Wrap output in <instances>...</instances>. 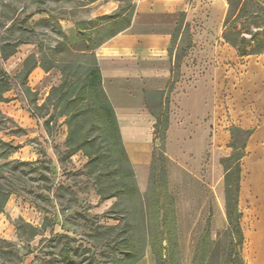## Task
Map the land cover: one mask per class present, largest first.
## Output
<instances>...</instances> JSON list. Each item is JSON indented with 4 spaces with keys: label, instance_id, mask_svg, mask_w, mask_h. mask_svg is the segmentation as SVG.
Returning a JSON list of instances; mask_svg holds the SVG:
<instances>
[{
    "label": "rangeland",
    "instance_id": "rangeland-1",
    "mask_svg": "<svg viewBox=\"0 0 264 264\" xmlns=\"http://www.w3.org/2000/svg\"><path fill=\"white\" fill-rule=\"evenodd\" d=\"M260 2L252 3L249 10L264 19V0ZM224 7L227 15V0H198L195 17L189 19L197 20L196 24L188 21L184 26L183 22L174 32V79L182 75L184 62L199 66L202 76L207 69L217 76L215 114L198 124L195 145L182 152L180 131L175 129L169 140L166 131V160L157 157L154 165L157 193L164 196L161 184L166 182L174 196L183 264H193L197 240L210 214L213 236L226 225L221 158L233 150V126L253 129L240 161L239 207L245 236L243 256L247 264H264V112L252 93L250 73L251 61L264 62V51L239 56L232 44L221 40L219 29L223 27L214 20H222ZM132 10L133 3L126 0H0V45L20 42L12 55L0 60L2 67L15 76L30 54L38 62L27 84L7 91V100L0 102V163L7 162L9 170L1 180L13 190L0 213V264H113L115 234L121 232L130 213L147 229L158 212L151 165L148 172H140V179L135 170L140 194L126 212L125 201L115 205L116 197L103 199L98 193L83 151H72L66 145L64 117L46 124L54 111L44 103L52 86L60 83L61 72L56 67L45 70L44 64L92 61L95 46L121 28ZM252 21L249 15L244 23L248 37L262 29ZM193 26L198 28L194 33ZM197 33L200 37L194 42ZM44 54L48 58L43 60ZM258 90L264 95V87ZM165 109L166 105L158 108L160 112ZM159 146L160 137L157 154ZM99 167L105 173L113 170L108 162ZM114 224H118L116 233L108 237ZM135 264H155L150 246Z\"/></svg>",
    "mask_w": 264,
    "mask_h": 264
},
{
    "label": "trees",
    "instance_id": "trees-1",
    "mask_svg": "<svg viewBox=\"0 0 264 264\" xmlns=\"http://www.w3.org/2000/svg\"><path fill=\"white\" fill-rule=\"evenodd\" d=\"M227 1L229 11L224 21L223 38L232 44L241 56L264 51V19L259 17L258 12L254 14V11L249 10L252 3L261 5V0ZM133 11L134 5L125 24L130 22ZM122 15L123 13L113 18L114 21L121 19ZM249 15L256 27H262L261 30L251 32V37L244 34L249 33L245 30L244 24ZM241 20L245 21L238 29L236 24ZM19 43L0 45V60L12 55ZM94 49L93 60L90 62L70 59L54 60L49 61V65L44 64L45 70L56 67L61 72L60 83L52 86L44 103V107L54 111L46 124L48 126L52 120L64 117V122L68 127L66 145L72 151H83L88 157L87 166L90 167L89 171L96 180L97 190L101 197L103 199L116 197L115 205L125 201L127 212L130 207L129 203L137 199L140 191L134 165L127 152L114 106L103 87L102 73ZM47 58L48 56L44 54L43 60ZM37 63L35 55L30 54L20 72L12 76L0 62V102L7 100L5 96L7 91L12 88L18 90L21 84H27L28 77ZM168 115L167 106L162 112L158 110L156 113L155 138L160 137L161 146L158 148V154L156 148L154 149L151 163L153 202L158 205L159 210L150 218V226L147 229L141 227L135 213H130L131 216L126 219V224L120 233L115 234L118 224L110 226L108 237L115 234L114 240L117 241L112 258L113 264H135L143 257L147 246H150L155 264H183L177 246L174 196L168 192L166 182L161 184L162 187L164 186V196L157 193L155 188L157 180L154 170L155 161L157 157L166 160L164 142L169 124ZM252 133L253 129H244L239 126H233L231 129L233 150L229 155L221 158L225 171L226 225L213 236L210 214L197 240L193 264H247L243 256L245 236L241 224L242 212L239 207L240 161L245 155L247 141ZM240 135L243 136L242 140L239 139ZM3 145L10 144L3 142ZM104 162H108L113 167L110 173L99 170V165ZM6 166L7 162L0 163V213L13 192L10 184L1 180L2 177L7 178L4 176V172L9 171ZM109 179L110 182H107ZM161 209H163L162 212H160Z\"/></svg>",
    "mask_w": 264,
    "mask_h": 264
},
{
    "label": "crops",
    "instance_id": "crops-1",
    "mask_svg": "<svg viewBox=\"0 0 264 264\" xmlns=\"http://www.w3.org/2000/svg\"><path fill=\"white\" fill-rule=\"evenodd\" d=\"M129 1L134 5L130 22L107 35L95 47L94 54L104 90L114 106L127 152L140 179V172H148L153 161L158 108L169 105L167 139L178 129L182 152L190 151L200 121L215 114L217 76L216 71L211 75L206 67L202 76L199 66L184 62L182 75L174 79V32L183 22L184 26L188 21L196 24L197 20L189 19L195 17L198 0ZM226 10L222 8V20H214L223 27L219 29L223 41ZM196 29L193 26L192 32ZM197 37L199 33L194 35V42ZM250 73L254 79L252 93L259 110L264 112V95L258 90L264 87V62L251 61Z\"/></svg>",
    "mask_w": 264,
    "mask_h": 264
}]
</instances>
